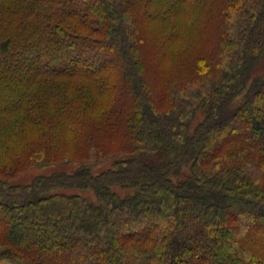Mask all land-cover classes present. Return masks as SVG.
Wrapping results in <instances>:
<instances>
[{"label":"trees","instance_id":"obj_1","mask_svg":"<svg viewBox=\"0 0 264 264\" xmlns=\"http://www.w3.org/2000/svg\"><path fill=\"white\" fill-rule=\"evenodd\" d=\"M0 259L264 264V0H0Z\"/></svg>","mask_w":264,"mask_h":264},{"label":"rangeland","instance_id":"obj_2","mask_svg":"<svg viewBox=\"0 0 264 264\" xmlns=\"http://www.w3.org/2000/svg\"><path fill=\"white\" fill-rule=\"evenodd\" d=\"M164 84V82L158 83L153 82V84ZM112 161H108L105 164H103L101 166V168L97 169L95 171V173H99L101 171H105L108 170L111 167ZM79 165H60V166H54L51 168H46V169H35V170H31L28 173L24 174L23 176L19 177L18 179H16L14 182L15 183H19V184H29L32 182L33 179H35L38 176H42V175H51L53 173H59V172H72L74 171ZM120 192V191H119ZM71 193H82L79 191H72ZM84 194V193H83ZM92 193H85V195L89 196ZM125 194V192L123 193ZM4 262H8L9 264H15L14 262L7 260V259H0V264L4 263Z\"/></svg>","mask_w":264,"mask_h":264},{"label":"crops","instance_id":"obj_3","mask_svg":"<svg viewBox=\"0 0 264 264\" xmlns=\"http://www.w3.org/2000/svg\"><path fill=\"white\" fill-rule=\"evenodd\" d=\"M1 264H9L8 262H4V263H1Z\"/></svg>","mask_w":264,"mask_h":264}]
</instances>
